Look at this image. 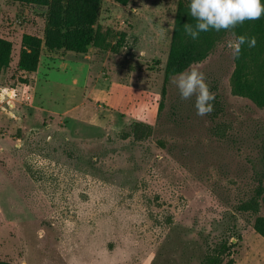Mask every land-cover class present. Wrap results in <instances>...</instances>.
Listing matches in <instances>:
<instances>
[{"label":"rangeland","instance_id":"374dc122","mask_svg":"<svg viewBox=\"0 0 264 264\" xmlns=\"http://www.w3.org/2000/svg\"><path fill=\"white\" fill-rule=\"evenodd\" d=\"M177 1L99 0L113 51L42 48L35 75L17 68L20 39H42L46 8L0 0L11 43L0 68V261L199 264L224 240L231 264H264L253 217L236 209L255 186L264 107L230 92V34L180 72L204 73L210 115L181 99L180 73L164 83ZM135 122L150 127L146 139L122 137Z\"/></svg>","mask_w":264,"mask_h":264},{"label":"trees","instance_id":"16d2710c","mask_svg":"<svg viewBox=\"0 0 264 264\" xmlns=\"http://www.w3.org/2000/svg\"><path fill=\"white\" fill-rule=\"evenodd\" d=\"M21 5L46 8V24L42 39L23 34L20 39V52L17 68L19 71L32 73L38 66L41 49L47 52L63 50L75 55H83L89 47L99 50L113 51L110 45V32L97 22L99 0H6ZM125 6L129 0H110ZM189 0H178L168 53L164 67V83L171 76L179 74L192 64L204 60L215 44L226 34L234 40L240 35L256 38V46H242L241 55L234 59V68L230 76V92L238 97L248 99L257 107H264V16L258 20H246L234 29L219 32L209 30L201 32L198 39L193 40L185 32L184 25L193 28L197 21L190 14ZM264 4V0H261ZM11 43L0 38V68L10 62ZM264 130V129H263ZM149 126L135 122L129 125V131L122 137L131 136L136 141L146 139L150 135ZM258 168L255 186L251 196L237 206V211L253 217L252 229L264 240V131L259 139ZM262 212V214H261ZM233 246L227 241L218 243L209 250L199 264H231L230 249ZM0 264H11L0 261Z\"/></svg>","mask_w":264,"mask_h":264},{"label":"clouds","instance_id":"9594fccd","mask_svg":"<svg viewBox=\"0 0 264 264\" xmlns=\"http://www.w3.org/2000/svg\"><path fill=\"white\" fill-rule=\"evenodd\" d=\"M190 14L197 21L195 28L185 24V32L193 40L198 39L201 32L215 30L229 31L246 20H258L264 16V4L261 0H191ZM256 38L240 35L229 41L228 47L234 59L241 55L242 46H256ZM171 82L178 88L181 99L190 100L195 97L196 114L200 117L210 115L214 111L215 94L210 91L203 72L192 68L174 76Z\"/></svg>","mask_w":264,"mask_h":264},{"label":"built area","instance_id":"2783aa9c","mask_svg":"<svg viewBox=\"0 0 264 264\" xmlns=\"http://www.w3.org/2000/svg\"><path fill=\"white\" fill-rule=\"evenodd\" d=\"M12 93H11V97H14V95H15V93L13 92V91H11ZM9 97V96H8ZM25 99H28V97L27 96H25Z\"/></svg>","mask_w":264,"mask_h":264},{"label":"crops","instance_id":"0c3cea01","mask_svg":"<svg viewBox=\"0 0 264 264\" xmlns=\"http://www.w3.org/2000/svg\"><path fill=\"white\" fill-rule=\"evenodd\" d=\"M38 69H39V63H38V66H37L36 72H34L35 75H37V74L39 73Z\"/></svg>","mask_w":264,"mask_h":264},{"label":"bare ground","instance_id":"6f19581e","mask_svg":"<svg viewBox=\"0 0 264 264\" xmlns=\"http://www.w3.org/2000/svg\"><path fill=\"white\" fill-rule=\"evenodd\" d=\"M10 95H11V93H10V92H8V93H7V96H10Z\"/></svg>","mask_w":264,"mask_h":264}]
</instances>
